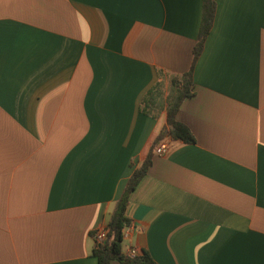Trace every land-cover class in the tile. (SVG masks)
I'll return each mask as SVG.
<instances>
[{
	"label": "crops",
	"instance_id": "0c3cea01",
	"mask_svg": "<svg viewBox=\"0 0 264 264\" xmlns=\"http://www.w3.org/2000/svg\"><path fill=\"white\" fill-rule=\"evenodd\" d=\"M202 2L0 0V264H97L92 232L150 151L123 253L264 264V0H215L177 113L194 142H155L165 104L142 109L189 68Z\"/></svg>",
	"mask_w": 264,
	"mask_h": 264
},
{
	"label": "trees",
	"instance_id": "16d2710c",
	"mask_svg": "<svg viewBox=\"0 0 264 264\" xmlns=\"http://www.w3.org/2000/svg\"><path fill=\"white\" fill-rule=\"evenodd\" d=\"M215 12V0H203L202 12L196 36L192 48V58L189 68L180 74L171 75L166 95L163 96L162 83L156 82L143 97L142 109L152 104V99L157 98L165 104L166 125L159 131L155 142L168 132L174 140L184 143L194 142V136L189 128L177 119L180 105L185 98L194 95V83L192 70L194 63L202 51L205 38L210 30ZM152 150V149H151ZM151 163V151L144 157L125 182L120 196L114 202L107 221V234L102 243H95L92 254L96 257L97 264H110L112 260L128 264H156L149 253L144 249H138L137 253L129 256L122 252L123 229L130 225V220L125 215V208L129 195L134 190L140 179L146 174Z\"/></svg>",
	"mask_w": 264,
	"mask_h": 264
},
{
	"label": "built area",
	"instance_id": "2783aa9c",
	"mask_svg": "<svg viewBox=\"0 0 264 264\" xmlns=\"http://www.w3.org/2000/svg\"><path fill=\"white\" fill-rule=\"evenodd\" d=\"M168 150V145L166 142L164 141H161L159 142L155 149H154V152L156 154H164L166 153V151ZM132 227V225H127L124 229H123V233H122V236H127V233L129 231V229ZM107 226H100V227H97L96 229L93 230L92 232V237L94 238V241L95 243H102L105 238H106V234H107ZM138 249L135 248V247H129L126 251V254L129 255V256H133L137 253Z\"/></svg>",
	"mask_w": 264,
	"mask_h": 264
}]
</instances>
